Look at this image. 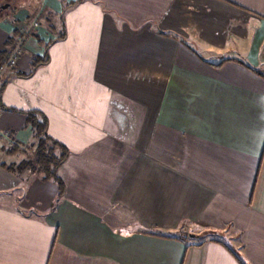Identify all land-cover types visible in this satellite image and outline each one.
Wrapping results in <instances>:
<instances>
[{"label": "crops", "instance_id": "crops-1", "mask_svg": "<svg viewBox=\"0 0 264 264\" xmlns=\"http://www.w3.org/2000/svg\"><path fill=\"white\" fill-rule=\"evenodd\" d=\"M60 1L0 12V264H264V0ZM27 111L69 151L57 201L2 166Z\"/></svg>", "mask_w": 264, "mask_h": 264}, {"label": "trees", "instance_id": "trees-1", "mask_svg": "<svg viewBox=\"0 0 264 264\" xmlns=\"http://www.w3.org/2000/svg\"><path fill=\"white\" fill-rule=\"evenodd\" d=\"M79 0H76V2ZM15 1L10 2V7L13 8ZM3 12V11H1ZM1 14V13H0ZM64 37V32L57 39ZM50 41V43H52ZM38 44H42V41L37 39ZM49 44V43H48ZM48 44L44 45V53L42 57H34L31 63V73L39 66L47 62L46 53L48 49ZM5 83V82H4ZM4 83L0 86V93L3 90ZM26 117V123L30 126L36 143L25 146V149H29L31 157L20 161L19 163H12L10 165L2 166L11 173L21 174L25 171H29L32 174L41 175L44 181H53L57 184L58 191L56 201L63 195V183L61 179L57 176L58 168L64 163L68 157L69 151L67 148L59 143L58 141L52 139L47 133V120L45 116L37 111H27L23 112ZM18 151V146L11 147L5 151L6 154H14ZM183 234L182 232L179 233ZM196 237L195 235H189ZM166 237H169L167 235Z\"/></svg>", "mask_w": 264, "mask_h": 264}, {"label": "rangeland", "instance_id": "rangeland-1", "mask_svg": "<svg viewBox=\"0 0 264 264\" xmlns=\"http://www.w3.org/2000/svg\"><path fill=\"white\" fill-rule=\"evenodd\" d=\"M4 1L7 3L12 2V0H0V4ZM13 1H15L13 4V8L15 7L16 9L23 6L24 4H29L34 8H38L39 3L41 2V0H13ZM60 6H61V12L60 13H62L63 9H65L69 5L66 6L65 4H63V2L60 1ZM5 12H6V10L4 11V13ZM4 13L2 12V14H4ZM35 13H38L37 9H32V11L29 10V14H30L29 15V21L30 22L33 20V17L36 15ZM40 13L41 14H39V16L35 19V21L39 24V26L45 27L47 29L48 34H50L51 36H56L57 33L60 31V22L58 19V16H60V15L55 16L48 9H43ZM12 38H13V36H12ZM34 143H36L35 140L29 145H32ZM29 145H27V146H29ZM24 151L25 152L23 153L22 160L31 157V153H30L29 149H26ZM38 176H41V175H38ZM50 183H52V182H50ZM56 187H57V185H56Z\"/></svg>", "mask_w": 264, "mask_h": 264}, {"label": "built area", "instance_id": "built-area-1", "mask_svg": "<svg viewBox=\"0 0 264 264\" xmlns=\"http://www.w3.org/2000/svg\"><path fill=\"white\" fill-rule=\"evenodd\" d=\"M38 23L34 21L32 23L31 28L37 29ZM22 39L18 41L9 51L8 56L5 60L0 64V81L3 75L6 73L7 70L14 68L18 62L19 55H20V46H21Z\"/></svg>", "mask_w": 264, "mask_h": 264}, {"label": "water", "instance_id": "water-1", "mask_svg": "<svg viewBox=\"0 0 264 264\" xmlns=\"http://www.w3.org/2000/svg\"><path fill=\"white\" fill-rule=\"evenodd\" d=\"M10 7V3H6L0 7V12L8 9Z\"/></svg>", "mask_w": 264, "mask_h": 264}, {"label": "flooded vegetation", "instance_id": "flooded-vegetation-1", "mask_svg": "<svg viewBox=\"0 0 264 264\" xmlns=\"http://www.w3.org/2000/svg\"><path fill=\"white\" fill-rule=\"evenodd\" d=\"M6 3H7V2H5V1H4V2H2V3L0 4V7H1L2 5H4V4H6Z\"/></svg>", "mask_w": 264, "mask_h": 264}]
</instances>
